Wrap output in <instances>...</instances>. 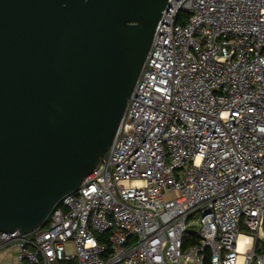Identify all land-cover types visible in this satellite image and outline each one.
I'll list each match as a JSON object with an SVG mask.
<instances>
[{
  "label": "built area",
  "instance_id": "built-area-1",
  "mask_svg": "<svg viewBox=\"0 0 264 264\" xmlns=\"http://www.w3.org/2000/svg\"><path fill=\"white\" fill-rule=\"evenodd\" d=\"M258 246L264 0H169L104 161L63 198L47 228L0 233V257L14 251L17 264H264Z\"/></svg>",
  "mask_w": 264,
  "mask_h": 264
},
{
  "label": "water",
  "instance_id": "water-1",
  "mask_svg": "<svg viewBox=\"0 0 264 264\" xmlns=\"http://www.w3.org/2000/svg\"><path fill=\"white\" fill-rule=\"evenodd\" d=\"M169 0H0V233L45 228L104 161Z\"/></svg>",
  "mask_w": 264,
  "mask_h": 264
},
{
  "label": "crops",
  "instance_id": "crops-1",
  "mask_svg": "<svg viewBox=\"0 0 264 264\" xmlns=\"http://www.w3.org/2000/svg\"><path fill=\"white\" fill-rule=\"evenodd\" d=\"M0 264H17L16 253L11 251L7 256L0 257Z\"/></svg>",
  "mask_w": 264,
  "mask_h": 264
},
{
  "label": "trees",
  "instance_id": "trees-1",
  "mask_svg": "<svg viewBox=\"0 0 264 264\" xmlns=\"http://www.w3.org/2000/svg\"><path fill=\"white\" fill-rule=\"evenodd\" d=\"M49 223H50V219H49V221H48V223H47V225L45 226V228H47L48 226H49ZM44 228V229H45ZM260 246V245H259ZM257 247V252L259 253V254H264V246H261V247ZM60 264H76L75 262L74 263H60Z\"/></svg>",
  "mask_w": 264,
  "mask_h": 264
},
{
  "label": "bare ground",
  "instance_id": "bare-ground-1",
  "mask_svg": "<svg viewBox=\"0 0 264 264\" xmlns=\"http://www.w3.org/2000/svg\"><path fill=\"white\" fill-rule=\"evenodd\" d=\"M245 242H246V238L241 237L240 240H239V247H240V249L243 248V245H244Z\"/></svg>",
  "mask_w": 264,
  "mask_h": 264
},
{
  "label": "rangeland",
  "instance_id": "rangeland-1",
  "mask_svg": "<svg viewBox=\"0 0 264 264\" xmlns=\"http://www.w3.org/2000/svg\"><path fill=\"white\" fill-rule=\"evenodd\" d=\"M183 19H184V14H182V15L180 16L179 23L183 22ZM71 250H72V248H71V246H69V247H68V251H69V252H72ZM75 263H76V262H75Z\"/></svg>",
  "mask_w": 264,
  "mask_h": 264
}]
</instances>
